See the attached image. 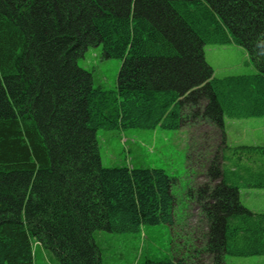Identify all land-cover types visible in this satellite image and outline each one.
I'll return each instance as SVG.
<instances>
[{
	"label": "trees",
	"instance_id": "obj_1",
	"mask_svg": "<svg viewBox=\"0 0 264 264\" xmlns=\"http://www.w3.org/2000/svg\"><path fill=\"white\" fill-rule=\"evenodd\" d=\"M207 44L244 48L256 73L216 78ZM99 46L122 61L115 91L78 65ZM259 117L264 0H0V264H34L36 244L60 264H103L96 231L174 225L175 178L104 167L97 132L200 125L222 133L196 200L200 254L264 256V213L240 201L264 188V146L230 147L224 132L226 118Z\"/></svg>",
	"mask_w": 264,
	"mask_h": 264
},
{
	"label": "rangeland",
	"instance_id": "obj_2",
	"mask_svg": "<svg viewBox=\"0 0 264 264\" xmlns=\"http://www.w3.org/2000/svg\"><path fill=\"white\" fill-rule=\"evenodd\" d=\"M204 52L216 78L256 73L242 47L207 44ZM121 64L119 59L105 58L102 46L90 47L78 59V65L92 73L94 85L110 91L117 90ZM224 132L230 147L264 146V117L226 118ZM97 140L104 167L163 169L176 180L174 225L145 226L141 233L96 231L94 238L103 264H139L146 259L164 257L183 258L188 264H197L202 258L203 264H211L209 258L200 254L201 247H205L207 226L200 224L196 200L202 195L201 185L212 184L208 170L211 172L213 156L222 143L220 130L208 125L190 130L101 129ZM191 190L194 192L190 194ZM240 201L252 212L264 213V188L241 187ZM34 264L60 263L50 252L35 245ZM224 264H264V256L228 255Z\"/></svg>",
	"mask_w": 264,
	"mask_h": 264
},
{
	"label": "crops",
	"instance_id": "obj_3",
	"mask_svg": "<svg viewBox=\"0 0 264 264\" xmlns=\"http://www.w3.org/2000/svg\"><path fill=\"white\" fill-rule=\"evenodd\" d=\"M38 246H40V244H38Z\"/></svg>",
	"mask_w": 264,
	"mask_h": 264
}]
</instances>
